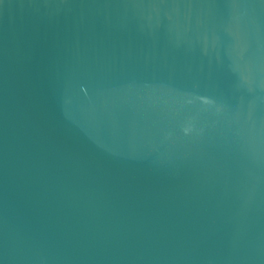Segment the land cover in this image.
Instances as JSON below:
<instances>
[{
	"label": "water",
	"instance_id": "water-1",
	"mask_svg": "<svg viewBox=\"0 0 264 264\" xmlns=\"http://www.w3.org/2000/svg\"><path fill=\"white\" fill-rule=\"evenodd\" d=\"M0 264H264V0H0Z\"/></svg>",
	"mask_w": 264,
	"mask_h": 264
}]
</instances>
